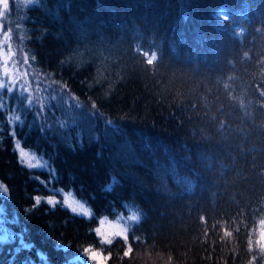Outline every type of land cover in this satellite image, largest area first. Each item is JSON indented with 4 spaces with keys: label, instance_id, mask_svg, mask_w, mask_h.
I'll list each match as a JSON object with an SVG mask.
<instances>
[{
    "label": "trees",
    "instance_id": "obj_1",
    "mask_svg": "<svg viewBox=\"0 0 264 264\" xmlns=\"http://www.w3.org/2000/svg\"><path fill=\"white\" fill-rule=\"evenodd\" d=\"M262 10L12 1L2 31L43 83L38 105L0 88V264H264Z\"/></svg>",
    "mask_w": 264,
    "mask_h": 264
},
{
    "label": "rangeland",
    "instance_id": "obj_2",
    "mask_svg": "<svg viewBox=\"0 0 264 264\" xmlns=\"http://www.w3.org/2000/svg\"><path fill=\"white\" fill-rule=\"evenodd\" d=\"M12 1L16 0H0V88H5L8 91L17 90L19 94L27 97L28 103L34 101L38 105V90L43 81L35 75L24 73L25 69L17 62L23 59V56L18 52L19 47L13 46L9 33L2 31V19L6 17ZM19 1L25 3L30 0ZM34 162L33 160L32 163L34 164ZM101 225L106 228L110 223L104 222ZM103 231H99V233L102 235Z\"/></svg>",
    "mask_w": 264,
    "mask_h": 264
},
{
    "label": "snow or ice",
    "instance_id": "obj_3",
    "mask_svg": "<svg viewBox=\"0 0 264 264\" xmlns=\"http://www.w3.org/2000/svg\"><path fill=\"white\" fill-rule=\"evenodd\" d=\"M16 147L19 148L20 145L17 144ZM34 159H35L34 154H30V153L24 152L22 150L20 151V162L22 164H25L29 168L36 166L32 163V161ZM41 183H43V181H41ZM0 192H4V193L7 192V188L3 184H0ZM34 200H35L34 206L39 205L41 202V197L36 196V197H34ZM46 203H48L50 206H55L57 201H55L53 198L49 197L46 200ZM64 205L70 207L73 212H76V213L84 212L85 214H87V210L84 209L83 205L78 204L75 201H70L67 196H65V198H64ZM3 213H4L3 207H0V214H3ZM15 239H16V234H13V233L8 232L6 230L0 232V246L6 245L10 241H14ZM27 248H29V245L26 242H24L23 239H20L18 246L15 249H13V252L15 254H18L20 251L25 250ZM37 255L40 256L42 261L45 260V257H43V255L41 253L38 252ZM92 257L94 259H96L98 257V254L92 253ZM9 264H14V256L10 257ZM98 264H99V261H98Z\"/></svg>",
    "mask_w": 264,
    "mask_h": 264
},
{
    "label": "bare ground",
    "instance_id": "obj_4",
    "mask_svg": "<svg viewBox=\"0 0 264 264\" xmlns=\"http://www.w3.org/2000/svg\"><path fill=\"white\" fill-rule=\"evenodd\" d=\"M259 8H261V6H260ZM166 9H171V8L166 7ZM177 10H178V9H177ZM186 10H187V9H186ZM187 11H188V10H187ZM259 14L263 15V14H264V11L262 10L260 13H259V11H258V15H259ZM175 20H177V19H175ZM175 20H174V21H175Z\"/></svg>",
    "mask_w": 264,
    "mask_h": 264
}]
</instances>
